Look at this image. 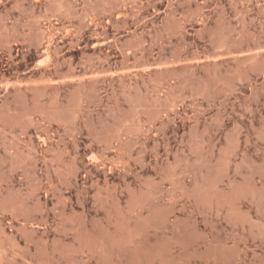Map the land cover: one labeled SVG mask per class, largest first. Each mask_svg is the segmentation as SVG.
Here are the masks:
<instances>
[{
	"label": "rangeland",
	"instance_id": "obj_1",
	"mask_svg": "<svg viewBox=\"0 0 264 264\" xmlns=\"http://www.w3.org/2000/svg\"><path fill=\"white\" fill-rule=\"evenodd\" d=\"M0 230V264H264V0H0Z\"/></svg>",
	"mask_w": 264,
	"mask_h": 264
},
{
	"label": "bare ground",
	"instance_id": "obj_2",
	"mask_svg": "<svg viewBox=\"0 0 264 264\" xmlns=\"http://www.w3.org/2000/svg\"><path fill=\"white\" fill-rule=\"evenodd\" d=\"M55 3H56V2H55ZM54 5H55V4H54ZM60 6H61V7H60ZM62 6H63V5H61V2H60V3L58 2V3H56V6H54V7H57L56 9L58 10V9H60V8H64V7H62ZM65 7H66V5H65ZM71 9H72V8H71ZM60 10H61V9H60ZM65 10H66V9H65ZM65 10H64V12H66ZM62 11H63V10H62ZM68 11H69V10H68ZM69 12L71 13V11H69ZM71 14H73V13H71ZM83 15H84V14H83ZM68 16H69V15H68ZM227 33H228V32H227ZM227 49H228V48H227ZM229 50H231V49H229ZM227 51H228V50H227ZM246 51H247V50H246ZM241 52H243V51H241ZM236 53H237V52H236ZM243 53H244V52H243ZM260 53H261V52H260ZM226 54H227V52H226ZM239 54H240V53H239ZM255 54H256V55H254V54L249 55V57H248L247 55L244 54V56H246L250 61H253L254 59H255L254 61H256V59L258 58V57L256 58V56H257L258 53H255ZM231 55H234V53H232ZM259 55H260V54H259ZM234 56H235V55H234ZM261 56H262V55H261ZM239 57H240V56H239ZM246 57H245V58H246ZM245 58L243 57V59H245ZM238 59L241 60L242 58H238ZM243 59H242V60H243ZM248 59H246V60L248 61ZM246 60H244L243 62H247ZM250 61H248V62H250ZM260 68H261V67H260ZM206 88H207V87H206ZM79 93H80V92H79ZM79 93H78V96H79ZM200 94H201V93H200ZM81 95H82V94H81ZM81 95H80V96H81ZM83 98H84V97H83ZM143 98H144V97H143ZM79 99H81V98H79ZM81 100H82V99H81ZM132 100H134V99H132ZM79 102H80V100H79ZM79 102H78V103H79ZM136 102H138V101L135 99V101H134V103H135L134 106L136 105L135 108H137L138 105L140 104V103H139V104H138V103L136 104ZM132 105H133V104H132ZM140 105H141V104H140ZM144 106H145V105H144ZM144 106H142V108H143ZM140 107H141V106H140ZM58 108H59V107H58ZM135 108H134V109H135ZM136 110H137V109H136ZM138 110H139V109H138ZM140 110H142V109H140ZM140 110H139V111H140ZM55 111H56V110H55ZM65 113H66V112H65ZM69 113H70V112H69ZM60 116H62L63 118H61ZM150 116H151V115H150ZM56 118H58V120L62 121V120H64V119L67 118V117L64 118V116L61 114V115H57ZM56 118H55V119H56ZM67 119H69V118H67ZM124 119H125V118H124ZM124 119H123V122L125 123V121H126L127 118H126L125 120H124ZM124 123H122V124L125 125ZM122 124H121V125H122ZM129 129H130V128H129ZM203 183H204V182H203ZM196 196H197V195H196ZM139 203H140V202H139ZM139 203H138V204H139ZM135 204H136V203H135ZM136 205H137V204H136ZM136 205L133 206V208H134V209L132 208L133 210H135V209L138 207V206H136ZM3 207H8V206H4V205H3ZM138 217H139V216H138ZM138 219H139V218H138ZM123 225H124V224H123ZM253 227H254V226H253ZM119 229H120V228H119ZM135 230H136V229H135ZM0 231H1V230H0ZM128 231H129V230H128ZM137 232H138V231H137ZM137 232L134 231V230H133V231H129L128 233L120 232V231H119V233H118L117 235H113V238H121V237H125V236L132 237V236H134V234H135V235L138 234ZM2 233H3V232H2ZM6 234H7V233H6ZM104 236H105V235H104ZM106 237H107V236H106ZM114 242H116V243H120V242L125 243V240L116 239ZM114 242H113V243H114ZM122 243H121V244H122Z\"/></svg>",
	"mask_w": 264,
	"mask_h": 264
}]
</instances>
